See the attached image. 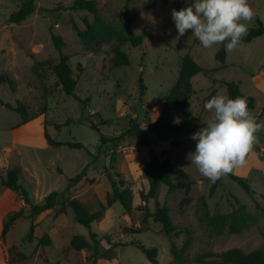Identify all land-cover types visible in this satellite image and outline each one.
I'll return each mask as SVG.
<instances>
[{
	"label": "rangeland",
	"instance_id": "rangeland-1",
	"mask_svg": "<svg viewBox=\"0 0 264 264\" xmlns=\"http://www.w3.org/2000/svg\"><path fill=\"white\" fill-rule=\"evenodd\" d=\"M24 1L0 0V75H7L16 83L14 90L7 85L0 86V100L11 105L21 101L30 113L39 112L42 107L46 111L18 126L20 116L0 105V174L19 166L18 183L28 193L30 203L36 205L52 191L64 192L68 181L85 168V177L69 189L66 197L79 200L89 212H94L111 192L110 176L123 180L131 189L133 210L125 214L121 205L115 203L105 211L101 221L87 229L74 221L70 209L66 214L58 213L63 201L60 197L56 208L37 217L33 238L28 242L30 207L0 181V225L6 214L23 213L6 234L4 243L0 240V264L6 263V250L12 245L26 255V259L17 264H197L196 258L204 253H221L232 248L244 253L255 249L264 252V131L256 134L257 140L246 164L231 173L248 180L253 191L251 197L228 176L218 180L210 196L213 183L203 177L188 158L197 143L191 139L192 134L206 127L203 122L212 115L204 109V104L217 94L228 97L225 82L240 83L242 97L254 99L250 113L257 122H264V113L259 117L264 108V34L249 43L242 41L234 50H226L222 65L215 60L220 46L205 49L192 36V30L176 40L178 32L171 17L176 0H169L165 5L152 0H96L100 15L116 26L124 19L127 3L130 14L135 16L131 32L142 36L143 43L137 48L128 43L118 45L115 41L96 43L92 45L95 49L92 52L82 47L70 22L72 19L83 29L82 18L92 21V16L83 11L58 10V6H69L73 0H34L32 15L19 24H9L8 17ZM192 3L194 0H183L181 7ZM249 4L255 15L251 22H245L248 30L257 20L264 26V0H249ZM52 33L60 36L64 43L62 52L69 57L68 64L77 81L75 95L86 103L84 111L80 102L63 93L48 67L34 70L36 62L57 63ZM115 48L125 52L128 66H112ZM185 55L204 71L192 78L194 95L183 106L172 110L168 122L175 124L182 118L196 120L180 132L148 131V123L155 122L163 109ZM139 77L145 87L142 92ZM133 122L145 134H125ZM91 125L97 131L92 130ZM44 130L55 141L78 142L84 148L48 146ZM100 134L107 139L124 136L116 142L100 144ZM150 151L159 161L169 159L195 182L188 195L191 202L186 206H180L184 198L182 192L168 193L163 185L157 197L145 204L150 212L157 206L168 208L177 228V234L171 238L151 218L144 227L141 224L139 193L148 190L145 168ZM201 196L205 197L211 215L229 213L237 199L255 218V223L239 234L211 233L197 219ZM135 229H143V232L129 234ZM90 233L95 234L98 241L96 251ZM44 235L50 238L48 246L38 244ZM75 235L83 236L91 248L74 251L70 240ZM188 239L190 245L183 252V260H174L170 253L171 242L181 251ZM137 244L155 248L156 263H151Z\"/></svg>",
	"mask_w": 264,
	"mask_h": 264
},
{
	"label": "trees",
	"instance_id": "trees-1",
	"mask_svg": "<svg viewBox=\"0 0 264 264\" xmlns=\"http://www.w3.org/2000/svg\"><path fill=\"white\" fill-rule=\"evenodd\" d=\"M152 1L160 2L162 5H165L169 0ZM182 2L183 0L175 1V10L179 11L182 8ZM58 10L69 12L83 11L92 16V21H89L85 17L82 18L83 29H79L73 20H70L73 31L75 32V35L82 47L92 52H95V49L92 47V45L96 43L107 44L111 41H115L118 45L128 43L132 48H137L143 43L142 36H136L131 32L130 27L135 19V16L130 14L127 3L124 5V19L118 26L108 23L100 15L96 0H73L69 6H58ZM34 11V0H26L22 2L19 8L8 17L7 22L9 24H19L27 17L32 15ZM263 34L264 26L260 20H257L256 25L248 30L246 36L242 38V41L249 43L253 39L258 38ZM51 41L58 54L57 63L51 64L50 62H36L34 65V70L37 71L39 67H48L55 75L63 93L66 96H70L80 102L82 104V111H84L86 103L81 101L75 95L77 81L72 76L73 71L68 64L69 57L62 52L64 43L60 36L53 33L51 34ZM114 52L115 57L112 61V66L114 68L129 65V59L124 51L120 50L119 48H115ZM225 59L226 48L224 45H220L219 50L215 54V60L224 65ZM203 71L204 69L201 68L189 55H185L181 59L175 84L171 88L158 118L155 120V122L148 123V131L167 133L187 130L189 122H194L196 120L195 118H182L180 121H178V123L175 124H170L168 119L170 118L173 109L183 106L194 95L195 92L193 90L191 80L194 76ZM1 85H7L11 90H14L16 83L9 76L2 74L0 75V86ZM138 85L141 92L144 91L145 87L142 84L141 77L138 79ZM225 87L228 98L235 99L236 97H242L239 82H225ZM245 99L247 100L248 108L252 109L254 107V99L252 97H247ZM0 105H3L7 110L15 112L20 116L21 119L18 126L27 124L46 111L45 107H42L39 112L30 113L27 105L21 101H17L15 105H11L8 103H2L0 100ZM263 113L264 108L261 110L259 117H261ZM91 129L97 131L94 125H91ZM124 133L128 135H138L145 134V131L139 129L138 124L133 122L130 124L129 129ZM43 136L47 145L53 148L67 147L74 150H80L84 148L83 145L78 142L62 143L55 141L49 136L46 130H44ZM123 136L124 135L121 134L118 137L107 139L104 135L100 134L99 143L105 144L109 141L116 142ZM20 174V167L15 166L12 169L6 170L4 175L0 174V181L2 186H4L6 189L18 194L25 206L30 207V227L27 234L28 242H31L33 238L37 217L56 208L58 206L60 197H63V201L59 205L58 213L66 214L67 210L70 209L73 213L74 221L87 229H90L93 223L101 221L105 211L115 203H119L121 205L125 214L129 215L133 210V193L130 188L125 186V182L121 179H113L109 176L111 192L107 194L104 203L98 204V209L96 211L89 212L79 200L65 196V194L74 184L80 182V180L85 177V168L80 174L68 181L64 192L58 193L56 191H52L43 199L41 203L36 205H32L30 203L28 193L18 183ZM115 176L118 177V175ZM227 176L231 181L235 182L248 196L251 197L253 195L251 185L247 179L235 176L231 173ZM145 178L148 183V190L146 193L143 191L139 193V198L142 204L139 205L138 208L143 212L141 224L144 227V225L147 224V220L151 218L154 223L160 224L165 235L171 238L173 234H177V228L172 223L168 208L165 205L157 206L154 211L150 212L145 204L148 202V200L155 199L157 197L159 187L163 185L167 188L168 193L177 191L182 192L184 198L181 200L180 206H186L191 202L188 198V195L192 187L195 185V182L185 171L176 166L169 159L159 161L153 151L149 152V160L145 168ZM217 186L218 181L212 184L208 193L210 196L214 194ZM234 200V206L229 213L211 215L208 211L205 197H199V205L196 214L198 222L205 226L209 232L214 234H222L225 231H227L229 234H239L242 231L248 229L255 223V218L247 212L245 205L240 204L237 199ZM22 216V211H14L5 215L1 222L0 230V240L2 243H4L5 236L13 227L14 223ZM142 232L143 229H135L129 234H140ZM95 237V234L90 233V238L94 244V250L96 251V245L98 244V241L95 240ZM50 242L49 236L44 235L39 240L38 244L48 246L50 245ZM189 245L190 242L188 239L182 247V250L178 251L174 242H171L170 253L174 260L182 261L183 252L188 249ZM70 247L74 251L79 252L90 249L91 245L83 236L75 235L70 240ZM136 247L151 263H156L157 251L155 248L148 249L141 244H137ZM25 259L26 255L19 252L17 247L14 245L6 250L5 264H17ZM196 263L264 264V252L260 249H255L249 253H244L238 248H232L221 253H204L196 258Z\"/></svg>",
	"mask_w": 264,
	"mask_h": 264
},
{
	"label": "clouds",
	"instance_id": "clouds-1",
	"mask_svg": "<svg viewBox=\"0 0 264 264\" xmlns=\"http://www.w3.org/2000/svg\"><path fill=\"white\" fill-rule=\"evenodd\" d=\"M254 15L249 0H194L190 6L171 11L176 40L192 30L205 49L224 45L228 51L240 45L248 31L245 22H251ZM204 109L212 115L203 122L206 127L192 134L197 143L188 158L203 177L215 183L246 164L256 134L264 131V122H257L244 97L230 99L217 94Z\"/></svg>",
	"mask_w": 264,
	"mask_h": 264
},
{
	"label": "crops",
	"instance_id": "crops-1",
	"mask_svg": "<svg viewBox=\"0 0 264 264\" xmlns=\"http://www.w3.org/2000/svg\"><path fill=\"white\" fill-rule=\"evenodd\" d=\"M3 220V219H2ZM2 222V221H1ZM1 226V225H0ZM2 260L4 261V257L2 258Z\"/></svg>",
	"mask_w": 264,
	"mask_h": 264
}]
</instances>
